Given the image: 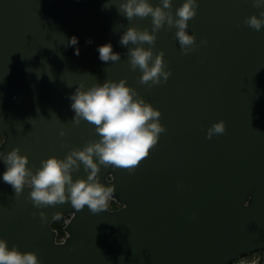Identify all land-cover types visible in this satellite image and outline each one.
<instances>
[{
  "label": "water",
  "instance_id": "water-1",
  "mask_svg": "<svg viewBox=\"0 0 264 264\" xmlns=\"http://www.w3.org/2000/svg\"><path fill=\"white\" fill-rule=\"evenodd\" d=\"M121 2L0 0V154L19 148L35 173L41 161L99 141L95 125L73 121L70 97L81 83L87 90L126 80L166 129L135 171L100 166V183L115 187L120 208L99 214L70 200L35 207L30 188L17 196L3 181L0 159V239L40 264H231L264 250V29L244 23L264 19V9L252 0H198L187 29L195 51L185 55L167 23L154 46L142 45L153 49V63L162 51L172 73L149 87L127 54L140 45L120 39L130 27L152 33V17L129 21ZM184 2L172 0L173 15ZM108 43L119 62L100 60L98 48ZM220 121L226 132L209 139ZM88 174L82 163L72 173ZM59 218L68 219L62 241L52 227Z\"/></svg>",
  "mask_w": 264,
  "mask_h": 264
},
{
  "label": "clouds",
  "instance_id": "clouds-1",
  "mask_svg": "<svg viewBox=\"0 0 264 264\" xmlns=\"http://www.w3.org/2000/svg\"><path fill=\"white\" fill-rule=\"evenodd\" d=\"M252 3L254 7L264 9V0H252ZM162 5L153 7L149 0H122L118 9L129 21L136 17H152V33L130 27L120 39L121 45L127 48L130 44L140 45L129 48L127 54L132 70L138 68L143 73L140 83L149 87L167 83L172 75L170 71H165L166 62L162 51L155 56L153 63V49L142 46L144 43L154 46L157 40L155 33L165 23L169 28L178 29L176 38L185 55L195 51L197 46L196 37L189 35L187 29L188 22L197 15L198 0H185L175 15L171 11L172 0H162ZM260 17H264V11L260 12ZM244 23L256 31L264 29V19L256 15L246 18ZM77 44L78 38L72 37L70 45ZM98 52L100 60L105 63L121 60V55L113 51L111 43L100 46ZM75 54H80L79 48ZM126 85V80L107 81L103 85L96 83L85 90V85L81 83L70 97L71 109L75 112L73 121L76 125L82 120L95 125V131L101 139L89 141L83 150L73 149L66 159L51 157L41 161L42 166L35 173L28 167V156L21 155L19 148L7 155L0 154V159L7 165L3 181L13 187L17 196L24 192L26 186L30 188L29 199L37 208L70 200L77 211L83 210L85 206L93 214L105 211L116 189L100 183V166L135 171L140 162L148 157L150 149L158 144L160 134L166 131L160 123L161 112L138 97L135 89ZM225 132V122L220 121L208 130V138ZM64 135L66 133L62 131L61 136ZM97 158L99 163L96 162ZM81 163L84 171L89 173L87 179L74 180L72 173L80 170ZM40 215L43 219L44 213ZM0 264H40V261L33 252L22 253L18 247L10 250L7 241L0 239Z\"/></svg>",
  "mask_w": 264,
  "mask_h": 264
},
{
  "label": "built area",
  "instance_id": "built-area-1",
  "mask_svg": "<svg viewBox=\"0 0 264 264\" xmlns=\"http://www.w3.org/2000/svg\"><path fill=\"white\" fill-rule=\"evenodd\" d=\"M231 264H264V250L240 257Z\"/></svg>",
  "mask_w": 264,
  "mask_h": 264
},
{
  "label": "trees",
  "instance_id": "trees-1",
  "mask_svg": "<svg viewBox=\"0 0 264 264\" xmlns=\"http://www.w3.org/2000/svg\"><path fill=\"white\" fill-rule=\"evenodd\" d=\"M64 226H65V218H59L56 221H54L52 224L53 229L58 231L60 241L64 239L66 235L63 230Z\"/></svg>",
  "mask_w": 264,
  "mask_h": 264
},
{
  "label": "rangeland",
  "instance_id": "rangeland-1",
  "mask_svg": "<svg viewBox=\"0 0 264 264\" xmlns=\"http://www.w3.org/2000/svg\"><path fill=\"white\" fill-rule=\"evenodd\" d=\"M107 207L113 210V209H118V208H120V205H119L116 201L110 199V200L108 201V205H107ZM67 220H68V219H67ZM65 237H66V235H65Z\"/></svg>",
  "mask_w": 264,
  "mask_h": 264
},
{
  "label": "flooded vegetation",
  "instance_id": "flooded-vegetation-1",
  "mask_svg": "<svg viewBox=\"0 0 264 264\" xmlns=\"http://www.w3.org/2000/svg\"><path fill=\"white\" fill-rule=\"evenodd\" d=\"M67 219H65V222H66Z\"/></svg>",
  "mask_w": 264,
  "mask_h": 264
}]
</instances>
